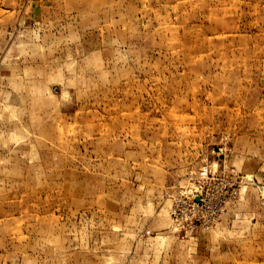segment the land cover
Here are the masks:
<instances>
[{
	"label": "rangeland",
	"instance_id": "obj_1",
	"mask_svg": "<svg viewBox=\"0 0 264 264\" xmlns=\"http://www.w3.org/2000/svg\"><path fill=\"white\" fill-rule=\"evenodd\" d=\"M0 264H264V0H0Z\"/></svg>",
	"mask_w": 264,
	"mask_h": 264
}]
</instances>
